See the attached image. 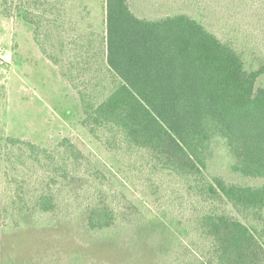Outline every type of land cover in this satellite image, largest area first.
<instances>
[{"label":"trees","instance_id":"16d2710c","mask_svg":"<svg viewBox=\"0 0 264 264\" xmlns=\"http://www.w3.org/2000/svg\"><path fill=\"white\" fill-rule=\"evenodd\" d=\"M105 13V64L120 84L101 103L87 102L84 125L109 152L144 153L152 175L170 173L188 183L189 193L202 206L193 225L210 240L205 253L210 264H264V184L233 182L209 170L215 152L222 149L231 174L264 179V87L257 86L264 64L247 70L232 41L221 39L188 13L141 17L130 0H105ZM4 143L6 166L16 171L7 175L11 182H17L18 166L41 172L44 179L24 203L20 182L16 196L0 207L2 235L67 229L43 218L57 209L59 184L68 186L67 180L85 174L94 182L100 179L94 164L67 137L52 148L14 136ZM80 218L98 238L79 235L86 248L73 259L38 252L13 254L0 264H84L85 254L106 264L99 252L113 255L112 246L122 238L125 264L142 263L143 245L149 248L146 264H192L181 254L192 248L188 241L175 247L164 244L156 229L125 231L130 218L100 200ZM141 231L148 235L142 237ZM193 264L207 263L197 258Z\"/></svg>","mask_w":264,"mask_h":264},{"label":"rangeland","instance_id":"374dc122","mask_svg":"<svg viewBox=\"0 0 264 264\" xmlns=\"http://www.w3.org/2000/svg\"><path fill=\"white\" fill-rule=\"evenodd\" d=\"M130 2L137 15L150 19L188 13L221 39L232 41L242 53L247 70L264 64V0ZM105 37V0H0V207H6L16 196L20 182L24 203L25 197L36 194L44 179L41 172L18 166L17 182H11L7 175L16 171H11L4 160L7 136L48 148L67 137L94 164L92 170L100 178L94 182L85 174L84 178L67 180L68 186L58 185L57 209L43 220L67 229L18 237L0 232V263L13 254L31 256L38 252L63 261L73 259L80 248H86L79 235L98 238V233L85 228L80 215L100 200L130 218V223L123 225L125 231L156 229L164 236V244L175 247L188 241L192 248L181 254H186L192 264L197 258L210 264L205 256L210 240L199 232L196 223L193 225L202 206L193 192L189 193L188 183L170 173L152 175L144 153L130 156L109 152L83 123L87 102L101 103L120 84L105 64ZM257 86L264 87V74ZM215 153L209 167L212 173L233 182L264 184V179L231 174L228 155L222 149ZM161 216L164 221H160ZM32 217L38 218L37 214ZM139 234L148 235L146 231ZM122 239L112 246L113 255L100 251V259L106 264H125ZM148 249L144 245L140 248L143 261L138 264L148 262ZM84 264L98 263L85 254Z\"/></svg>","mask_w":264,"mask_h":264}]
</instances>
